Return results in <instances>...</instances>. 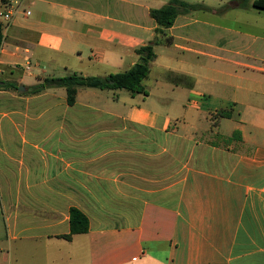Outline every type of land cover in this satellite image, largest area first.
Segmentation results:
<instances>
[{"label":"crops","instance_id":"obj_1","mask_svg":"<svg viewBox=\"0 0 264 264\" xmlns=\"http://www.w3.org/2000/svg\"><path fill=\"white\" fill-rule=\"evenodd\" d=\"M168 2L0 0V100L20 141L0 130V264H264V18L200 35L178 15L141 83L154 68L149 105L144 86L79 88L72 106L63 88L28 93L130 69ZM71 208L88 231L65 239Z\"/></svg>","mask_w":264,"mask_h":264},{"label":"trees","instance_id":"obj_2","mask_svg":"<svg viewBox=\"0 0 264 264\" xmlns=\"http://www.w3.org/2000/svg\"><path fill=\"white\" fill-rule=\"evenodd\" d=\"M4 1V0H1ZM200 5L188 4L182 0H170L168 4L149 11L150 17L154 20L156 28L154 34L156 41L152 45H145L135 50L137 61L128 70L109 74L105 77L99 76H81L77 73H70L64 77H45L33 86L28 88V93L35 95L40 94L48 89L63 88L66 95V103L69 106L75 104L76 93L79 88H89L97 90H125L130 95L144 92L142 81L150 72V64L156 58L154 46L160 41L164 44H169L170 37L167 30L173 25L174 20L178 15L187 14L193 10L199 9ZM252 7L264 11V0H253ZM3 40V25L0 22V48ZM13 90H17L16 86H12ZM219 117H230V112L219 111ZM69 226L68 235L63 236L65 239H70L72 235L82 234L88 231V219L76 208H71L69 211Z\"/></svg>","mask_w":264,"mask_h":264},{"label":"rangeland","instance_id":"obj_3","mask_svg":"<svg viewBox=\"0 0 264 264\" xmlns=\"http://www.w3.org/2000/svg\"><path fill=\"white\" fill-rule=\"evenodd\" d=\"M160 3H167L169 0H158ZM188 4L192 5H200L202 6H209V11L208 10H203L202 8L193 10L190 12L188 15L189 18L193 20H197L199 23H193L189 25V27L185 30V33L189 34H200V35H207L208 33H212L217 31V27L220 28H226L229 29L232 34L235 32H245V31H252L254 28L252 26V19L254 18H259L262 17L264 18V11L255 9L252 7V4L250 3L251 0H235L238 3L241 2V4H238V6L233 7L230 5V0H182ZM234 1V0H233ZM232 1V2H233ZM206 7V6H205ZM214 8L215 10L219 11L218 13H214ZM0 20H2L0 18ZM3 21V20H2ZM202 23H208V25L202 24ZM215 25V29L213 28L212 25ZM157 39V38H156ZM156 41V40H155ZM152 42H154L152 40ZM198 48H202L201 46H198ZM204 49V47H203ZM156 52L160 53L162 48L157 44L155 46ZM179 56L183 57L184 59L188 58V53L184 51H178ZM174 53H176L174 51ZM193 58L195 59L196 63L200 68L205 67L208 63L209 59L202 57V56H197L195 54H191ZM217 65V62L215 63ZM154 67V66H153ZM156 75V71H154L153 68V74L150 77V80L148 83H146V87L144 86V83L142 86H144V89L146 91V95L149 94V97L146 101V104L149 105L151 100H154V91L155 88L153 87V78ZM237 81V80H236ZM219 89V87H218ZM63 90V89H62ZM88 90V91H97L95 89H89V88H81V91ZM120 92V97L123 98H129L128 92L125 90H117ZM109 92V91H107ZM10 105L8 102L5 100H0V130H2L3 133L6 131H11L12 134V142L11 144L19 143L18 137L15 135V128L13 125L10 124V121L7 117L3 116V113L6 111H9ZM237 111V110H236ZM175 120H172L171 126L174 125ZM212 128H215L214 126L211 125ZM210 127V128H211ZM18 129L21 131L23 129L22 125H19ZM208 139V136L206 137Z\"/></svg>","mask_w":264,"mask_h":264},{"label":"built area","instance_id":"obj_4","mask_svg":"<svg viewBox=\"0 0 264 264\" xmlns=\"http://www.w3.org/2000/svg\"><path fill=\"white\" fill-rule=\"evenodd\" d=\"M3 19L5 20V21H8V20H10V18H11V12L8 10L5 14H3Z\"/></svg>","mask_w":264,"mask_h":264},{"label":"water","instance_id":"obj_5","mask_svg":"<svg viewBox=\"0 0 264 264\" xmlns=\"http://www.w3.org/2000/svg\"><path fill=\"white\" fill-rule=\"evenodd\" d=\"M152 44H149V46H151ZM18 91H24L25 90V88L23 87V86H19L18 88Z\"/></svg>","mask_w":264,"mask_h":264}]
</instances>
